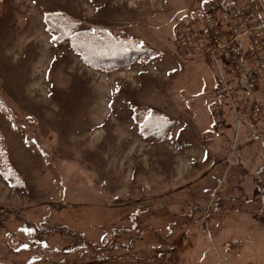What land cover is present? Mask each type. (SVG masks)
Masks as SVG:
<instances>
[{
	"label": "rangeland",
	"instance_id": "1",
	"mask_svg": "<svg viewBox=\"0 0 264 264\" xmlns=\"http://www.w3.org/2000/svg\"><path fill=\"white\" fill-rule=\"evenodd\" d=\"M204 2L0 0V147L19 180L14 188L0 174V264L89 262L58 232L38 247V226L105 246L111 264H264V124L255 141L225 104L234 118L214 128L215 72L191 55L194 40L211 39L199 37ZM55 11L77 18L74 32L111 26L157 57L94 70L52 42L43 17ZM187 15L198 21L188 27ZM257 97L264 103V91ZM136 107L177 119L171 138L145 141Z\"/></svg>",
	"mask_w": 264,
	"mask_h": 264
},
{
	"label": "built area",
	"instance_id": "2",
	"mask_svg": "<svg viewBox=\"0 0 264 264\" xmlns=\"http://www.w3.org/2000/svg\"><path fill=\"white\" fill-rule=\"evenodd\" d=\"M246 0H206L202 6V15L206 20V29L199 37L210 36L204 44L194 40L193 53L201 54L211 64L216 74V96L219 100L232 106L231 112L237 121L240 131L246 121L252 126L255 138L261 135L260 124L264 120V103L257 96L264 91L260 82L264 80V0H251L247 7H241ZM248 3V2H247ZM227 22L232 33H223L219 23H215V16L219 12ZM187 26L192 20H197L194 15L183 17ZM218 35L221 41L213 34ZM198 36L197 33H193ZM183 36H185L183 34ZM186 41L187 39H183ZM204 48V51L201 48ZM191 50L190 41L188 52ZM202 55V54H201ZM222 103L213 107L216 122L214 128L221 129L218 123L223 122L220 115ZM239 131V133H240ZM238 133V134H239ZM238 134L234 141H238ZM212 138H209L211 141ZM235 246H239L236 241Z\"/></svg>",
	"mask_w": 264,
	"mask_h": 264
},
{
	"label": "trees",
	"instance_id": "3",
	"mask_svg": "<svg viewBox=\"0 0 264 264\" xmlns=\"http://www.w3.org/2000/svg\"><path fill=\"white\" fill-rule=\"evenodd\" d=\"M43 22L46 31L52 35V42L55 45H68L71 50L80 57V60L84 64L100 72L114 73L127 71L136 63H147L157 57V52L145 44H140L136 36L114 32L111 26L92 23L89 24V30L74 32V25L72 26V23H79L77 18L70 17L60 11L46 12L43 17ZM54 37L55 39H53ZM214 75L216 82V74L214 73ZM219 103H222L221 110L223 112L220 117H222V119L226 116L234 118L231 113H228L225 110L226 103L218 99V101L216 100L211 106L214 124L216 122V117L214 116L213 107ZM132 116L134 121L139 124V130L143 139L149 142H165L169 140L172 136L173 130L178 124V121L175 118L168 117L160 112L151 111L148 110V108L145 109L143 107H136ZM262 124H264V120ZM262 124H260L261 127H263ZM260 138L261 137L259 136L254 140L258 141ZM2 155V148L0 147V174L5 181L12 184V187L16 188L18 187L16 185H18L17 183L19 182L18 175L14 172L11 165L7 164L6 159L3 158ZM238 167L241 168V166ZM240 168H238V170H240ZM244 175L252 177L250 172H245ZM33 230L38 247L44 249V245L48 243V237L54 232H58L63 236L69 237L73 242L75 241L74 243H76L77 246L79 245L83 247V251H85L83 259L89 260L86 264H111L109 260L110 257L106 256V253L109 250L105 246H91L83 235L72 231L70 228L62 227L61 230H57V228L47 229L46 227L38 226ZM118 249L119 248H116L114 250L116 251ZM87 251L90 252L92 256H87ZM60 263L67 264L64 262ZM40 264L51 263L48 260H45Z\"/></svg>",
	"mask_w": 264,
	"mask_h": 264
},
{
	"label": "snow or ice",
	"instance_id": "4",
	"mask_svg": "<svg viewBox=\"0 0 264 264\" xmlns=\"http://www.w3.org/2000/svg\"><path fill=\"white\" fill-rule=\"evenodd\" d=\"M53 39H55V37Z\"/></svg>",
	"mask_w": 264,
	"mask_h": 264
}]
</instances>
